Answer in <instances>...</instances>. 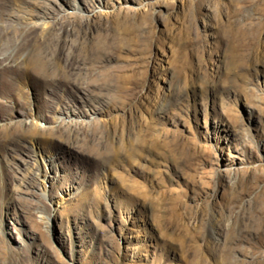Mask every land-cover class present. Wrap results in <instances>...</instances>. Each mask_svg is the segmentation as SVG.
Masks as SVG:
<instances>
[{
	"label": "rangeland",
	"instance_id": "374dc122",
	"mask_svg": "<svg viewBox=\"0 0 264 264\" xmlns=\"http://www.w3.org/2000/svg\"><path fill=\"white\" fill-rule=\"evenodd\" d=\"M0 264H264V0H0Z\"/></svg>",
	"mask_w": 264,
	"mask_h": 264
},
{
	"label": "bare ground",
	"instance_id": "6f19581e",
	"mask_svg": "<svg viewBox=\"0 0 264 264\" xmlns=\"http://www.w3.org/2000/svg\"><path fill=\"white\" fill-rule=\"evenodd\" d=\"M31 20V21H30ZM29 21L30 22H28L27 21V24H25V26H24V35L25 34H28L31 30H32V27H33V25L32 24H35V23H37V20H35L34 18H30L29 19ZM24 24V23H23ZM38 25V24H37ZM60 43V42H59ZM63 45V44H62ZM61 48V47H60ZM2 63V62H1ZM12 64V63H11ZM41 66V65H40ZM40 68V67H39ZM42 68V67H41Z\"/></svg>",
	"mask_w": 264,
	"mask_h": 264
}]
</instances>
